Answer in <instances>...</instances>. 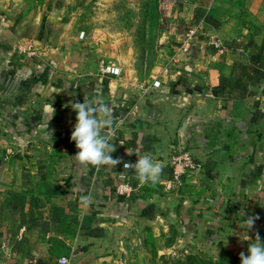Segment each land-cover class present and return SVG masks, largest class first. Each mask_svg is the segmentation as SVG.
<instances>
[{"label": "crops", "instance_id": "0c3cea01", "mask_svg": "<svg viewBox=\"0 0 264 264\" xmlns=\"http://www.w3.org/2000/svg\"><path fill=\"white\" fill-rule=\"evenodd\" d=\"M27 6L0 14V264H110L125 230L149 234L169 217L199 241L264 235V0H159L160 21L180 22L168 34L173 53L188 24L224 50L200 41L140 93L43 49L47 22L27 18ZM96 98L112 110L102 133L115 167L73 160L71 105ZM185 152L199 168L176 179L174 159ZM142 154L161 164L157 181L123 168Z\"/></svg>", "mask_w": 264, "mask_h": 264}, {"label": "rangeland", "instance_id": "374dc122", "mask_svg": "<svg viewBox=\"0 0 264 264\" xmlns=\"http://www.w3.org/2000/svg\"><path fill=\"white\" fill-rule=\"evenodd\" d=\"M158 1L0 0V14L27 4V18L39 16L47 22L43 49L60 48L74 63L92 65L106 73L118 68L123 84L129 89L137 87L140 93L161 75L173 54L168 34L173 26L180 27L179 21H160ZM56 18L59 21H52ZM54 29L58 38L52 42ZM183 220L155 219L154 232L149 234L125 230L122 249L113 253L110 264H241L240 254L247 255L257 236L264 243L261 234L247 240L241 234L217 242L199 241L192 225Z\"/></svg>", "mask_w": 264, "mask_h": 264}, {"label": "clouds", "instance_id": "9594fccd", "mask_svg": "<svg viewBox=\"0 0 264 264\" xmlns=\"http://www.w3.org/2000/svg\"><path fill=\"white\" fill-rule=\"evenodd\" d=\"M72 109L77 113L76 124L71 139L75 141L77 154L73 160L90 165L117 166L121 163L119 158H113L115 147L110 143V137L102 133V129H110L113 126V117L109 105L100 102L99 98L84 100L83 103H74ZM123 168L135 169L142 183L155 182L162 172L161 164L155 161L151 154H142L135 165L124 163ZM85 202L89 197H82ZM257 217H249L243 224L250 228ZM243 239L249 237L244 235ZM241 264H264V243L259 236L248 247L247 255L240 254ZM60 264H66L64 258Z\"/></svg>", "mask_w": 264, "mask_h": 264}, {"label": "built area", "instance_id": "2783aa9c", "mask_svg": "<svg viewBox=\"0 0 264 264\" xmlns=\"http://www.w3.org/2000/svg\"><path fill=\"white\" fill-rule=\"evenodd\" d=\"M180 39L177 41L174 53L170 57V59L167 60L165 63V66L161 69V74L168 72L173 64L176 63V56L178 54H182L185 56H189L198 46L200 41L205 40L204 46L208 49H212L213 51H216L217 54L223 52V43L216 39L207 37L206 33L203 31L200 25L196 24H188L183 29V32L181 33ZM205 38V39H204ZM111 74L118 75L119 70L118 69H112ZM159 83L155 82L154 85L157 86ZM191 166H196L199 168V165H195L193 162V156L189 152L183 153L181 156L176 157L174 159V172H175V178L178 179L186 169L190 168ZM123 178L122 184H120V189H122L124 192H129L130 186L128 184V179L125 177ZM264 232V229H263ZM66 260V259H65ZM66 264H68V261L66 260Z\"/></svg>", "mask_w": 264, "mask_h": 264}, {"label": "trees", "instance_id": "16d2710c", "mask_svg": "<svg viewBox=\"0 0 264 264\" xmlns=\"http://www.w3.org/2000/svg\"><path fill=\"white\" fill-rule=\"evenodd\" d=\"M193 261H195V260H193ZM191 264H197V262H194V263L192 262Z\"/></svg>", "mask_w": 264, "mask_h": 264}]
</instances>
